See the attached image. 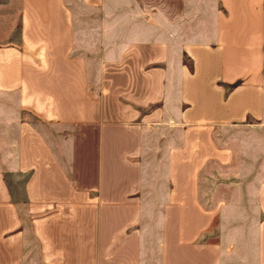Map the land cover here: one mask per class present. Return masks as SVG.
<instances>
[{
    "label": "crops",
    "instance_id": "1",
    "mask_svg": "<svg viewBox=\"0 0 264 264\" xmlns=\"http://www.w3.org/2000/svg\"><path fill=\"white\" fill-rule=\"evenodd\" d=\"M263 67L264 0H0V264H264V178L256 234L211 238L203 180Z\"/></svg>",
    "mask_w": 264,
    "mask_h": 264
},
{
    "label": "rangeland",
    "instance_id": "2",
    "mask_svg": "<svg viewBox=\"0 0 264 264\" xmlns=\"http://www.w3.org/2000/svg\"><path fill=\"white\" fill-rule=\"evenodd\" d=\"M203 36L207 40L210 37L209 31L207 30ZM243 122H246V124L225 126V128H219L214 132L215 142L228 147L231 151V160L227 163L208 162L205 165L204 175L217 173V171L221 173L232 171L233 175L230 177L213 176L203 179L205 186L213 187V185L218 184V187L223 192L221 197L228 200V204L222 205L220 213H218L222 215L221 222L219 223V215L216 214L209 226V234L206 235H209L210 238L211 236L215 237L218 231L224 235H242L246 232V226L243 222L245 217L251 219V234L255 235L257 231V222L260 219V214L256 205V189L264 178V95L263 113L261 116L257 118L247 114ZM156 143L154 148L157 154L149 153L142 162V168L145 172H152L155 178L149 180L157 186L164 183L162 175L164 174L165 162L164 148L162 149V144H158V139H156ZM14 179L20 180V176ZM160 181L161 184H159ZM249 193L251 195V203L246 202ZM225 199L223 200L225 201ZM250 204L251 207H249ZM245 210L247 211L246 213ZM236 245L238 249L244 251L245 243L242 239L236 242ZM254 246L255 243L253 248ZM34 259L35 256L31 259L32 264H34Z\"/></svg>",
    "mask_w": 264,
    "mask_h": 264
},
{
    "label": "trees",
    "instance_id": "3",
    "mask_svg": "<svg viewBox=\"0 0 264 264\" xmlns=\"http://www.w3.org/2000/svg\"><path fill=\"white\" fill-rule=\"evenodd\" d=\"M183 63L187 66V68L189 70H192L191 61L189 59H187L186 57H183ZM239 83H240V80H236L233 83L226 85V87L228 89H232V88L236 87L237 85H239ZM221 85H223V84H221Z\"/></svg>",
    "mask_w": 264,
    "mask_h": 264
}]
</instances>
